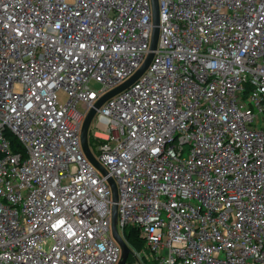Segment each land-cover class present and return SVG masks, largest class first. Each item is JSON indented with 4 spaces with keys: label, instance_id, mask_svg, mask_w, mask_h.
Returning a JSON list of instances; mask_svg holds the SVG:
<instances>
[{
    "label": "built area",
    "instance_id": "built-area-1",
    "mask_svg": "<svg viewBox=\"0 0 264 264\" xmlns=\"http://www.w3.org/2000/svg\"><path fill=\"white\" fill-rule=\"evenodd\" d=\"M158 18L88 128L102 175L82 124L142 65L150 0H0V264H118L113 205L126 264H264V0Z\"/></svg>",
    "mask_w": 264,
    "mask_h": 264
},
{
    "label": "water",
    "instance_id": "water-1",
    "mask_svg": "<svg viewBox=\"0 0 264 264\" xmlns=\"http://www.w3.org/2000/svg\"><path fill=\"white\" fill-rule=\"evenodd\" d=\"M151 2V10H152V36H151V42H150V48L149 52L146 55L142 65L140 68L124 83H122L120 86L116 87L115 89L111 90L110 92L104 94L102 97H100L97 102L94 104L93 108L88 112L86 115L81 132H80V143H81V148L83 150V153L85 154L86 158L88 161L95 167L97 170L102 174L105 175L106 172L104 168L96 161V159L93 157L91 154L89 147H88V140H87V135H88V128L91 123V120L95 114V110L98 109L105 101L108 99L112 98L119 92L125 90L129 86H131L141 75L142 73L147 69L148 65L150 64L154 51L157 46V40H158V25H159V18H158V0H150ZM108 184L112 192V200L113 202H116L117 200V191H116V186L113 181V179L109 178L108 179ZM111 232L114 240L116 243L120 246L121 248V258L118 264H126L128 260V255L130 254V250L126 246L125 242L123 239L118 235L117 230H116V206H112V225H111Z\"/></svg>",
    "mask_w": 264,
    "mask_h": 264
},
{
    "label": "rangeland",
    "instance_id": "rangeland-1",
    "mask_svg": "<svg viewBox=\"0 0 264 264\" xmlns=\"http://www.w3.org/2000/svg\"><path fill=\"white\" fill-rule=\"evenodd\" d=\"M57 97H58V102L60 104H63L65 102V100H66V96H65V94H64V92L62 90H59L57 92ZM94 126H95V119L92 120L89 129H92ZM88 143H89V146H90V149L92 150V152L94 154H96L97 153L96 148H97L98 144H97L96 141L91 139V137H89V135H88ZM110 145H111V147H114V146L117 145V142H112ZM119 231H120V229H119Z\"/></svg>",
    "mask_w": 264,
    "mask_h": 264
},
{
    "label": "trees",
    "instance_id": "trees-1",
    "mask_svg": "<svg viewBox=\"0 0 264 264\" xmlns=\"http://www.w3.org/2000/svg\"><path fill=\"white\" fill-rule=\"evenodd\" d=\"M127 238H128V240L131 241V243H132L133 245H135L136 247L139 248V246H140V242L136 239V234H135L134 231H131V232L129 233V235H127ZM130 261H131V259L129 258V259H128V262H130Z\"/></svg>",
    "mask_w": 264,
    "mask_h": 264
}]
</instances>
